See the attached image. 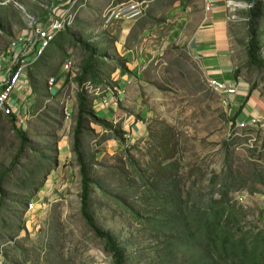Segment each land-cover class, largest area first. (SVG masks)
<instances>
[{
	"label": "rangeland",
	"instance_id": "obj_1",
	"mask_svg": "<svg viewBox=\"0 0 264 264\" xmlns=\"http://www.w3.org/2000/svg\"><path fill=\"white\" fill-rule=\"evenodd\" d=\"M58 1L0 0V91L13 66L11 42L21 35L30 40L37 26L28 9L36 8L35 17L46 16ZM113 2L108 9L122 5ZM227 2H232L239 75L264 96V61L252 62L247 51L253 38L264 60V0ZM149 12L144 10L143 24ZM162 45L142 79L138 106L145 115L136 107L132 120L142 122L143 137L132 141L119 122L111 133L88 118L81 138L85 164L95 182L90 211L97 226L123 246L128 264L160 263L149 234L119 205L122 200L136 209L141 206L135 168L147 171L151 181L154 176H169L171 171L163 168L177 162L176 183L191 196L192 204L200 205L210 194V185L222 182L215 177L231 166L228 181L235 185L231 196L239 202L243 225L264 228L258 219L264 214V127L238 124L237 115L209 88L201 63L187 45ZM54 53L25 71L26 91L18 93L26 99L18 109L14 106L13 115L17 120L25 109L27 115L20 119L24 122L14 124L0 116V264H114L104 242L83 219L82 177L74 154L79 95H85L92 114L107 98L86 90L83 83L89 80L68 86L59 95L55 84L49 85V76L62 65L58 48L48 56Z\"/></svg>",
	"mask_w": 264,
	"mask_h": 264
},
{
	"label": "crops",
	"instance_id": "obj_2",
	"mask_svg": "<svg viewBox=\"0 0 264 264\" xmlns=\"http://www.w3.org/2000/svg\"><path fill=\"white\" fill-rule=\"evenodd\" d=\"M113 1L116 4L125 2L59 0L42 17H35V7L28 9L37 23L36 27H42L64 15L74 2L76 5L78 3L75 24L60 33L34 64L35 67L40 66L47 57H54L56 53L48 56V52L58 48L62 65H59V70L50 75L49 79H56L54 89L59 95L68 86L75 87V84L80 83L82 70L95 58V74L99 75V82H93L92 77L87 75L85 80L89 81H85L83 85L90 82L94 87L104 89L106 83H110L117 92L102 94L101 96H106L111 101L110 105L102 104L94 108L93 113L108 125L119 122L122 130L128 131L131 140L136 141L145 132L141 121L132 122L134 114H138L136 107L142 117L145 115L138 106L142 101L141 84L145 67L162 49V44L181 43L187 45L192 55L201 63L207 80H219L237 89V94L229 98V108L237 115L238 124L257 120L264 127V96L245 77L239 75L235 28L230 22L232 10L227 0H138L149 3L150 12L145 20L146 25L139 19L116 21L107 27L104 25L103 15L115 4ZM68 61L73 66L70 71L65 72L63 67ZM80 70V74H77ZM25 85L26 81L19 90L26 91ZM19 90L13 95L17 109L26 99H21ZM26 115L24 109L20 117L17 116V121Z\"/></svg>",
	"mask_w": 264,
	"mask_h": 264
},
{
	"label": "trees",
	"instance_id": "obj_3",
	"mask_svg": "<svg viewBox=\"0 0 264 264\" xmlns=\"http://www.w3.org/2000/svg\"><path fill=\"white\" fill-rule=\"evenodd\" d=\"M257 14V12H256ZM255 14H251L254 19ZM248 46L247 51L254 63L263 58L258 54L257 44ZM97 60L93 58L82 70L80 83L87 75L98 83L99 75L95 74ZM88 101L84 94L79 95V113L74 133V154L77 156L82 177L81 213L86 225L94 235L105 244V250L114 264H128L127 253L111 234L102 231L96 224L90 211L92 192L95 182L90 178L88 166L82 152V136L88 118L94 120L106 130L112 125L89 113ZM16 124L14 116H8ZM22 137L24 134L21 132ZM25 138L22 140L24 141ZM227 160L230 153L227 152ZM163 170L171 171L169 176H154L148 181L147 171L135 168V189L140 195V208L129 206L122 200L119 205L131 218L149 234L154 242L159 264H264V228H247L238 208V201L231 196L235 185L228 180L232 177V168L226 174H219L215 180L222 179L220 184L213 183L208 197L201 198V204H192L191 196L186 195L175 177L179 174L177 162L168 163ZM224 176V177H222ZM104 191L101 190V193ZM255 192V191H253ZM259 221H264V214H259Z\"/></svg>",
	"mask_w": 264,
	"mask_h": 264
},
{
	"label": "built area",
	"instance_id": "obj_4",
	"mask_svg": "<svg viewBox=\"0 0 264 264\" xmlns=\"http://www.w3.org/2000/svg\"><path fill=\"white\" fill-rule=\"evenodd\" d=\"M231 2H228V4ZM149 8V3L145 1H131L128 4H122L117 9H108L103 15L104 25L109 27L116 21L139 20L144 16V10ZM78 16V8H76V2H74L61 17L53 19L49 24L42 27H35L33 30V38L28 39L25 36L16 37L10 44L9 54L13 58V66L10 69L8 79L4 82L0 91V116L5 117L13 116L14 100L13 95L26 81L27 74L25 73L32 65L36 63L45 53V51L52 45L56 37L72 27ZM231 20V18H230ZM72 62L68 61L64 65V71L68 72L72 69ZM56 82L55 78L49 79V85L52 86ZM209 88L219 95L224 107H230V97L237 94V89L228 85L225 82L209 79ZM86 90L92 92L95 97H100L104 93H115L117 90L110 83H106L104 89L94 87L90 82L84 85ZM110 100H103V105H110ZM23 123V120H19ZM117 122H114V127L117 126ZM259 122L252 120L250 123H242L240 126L245 128L246 126H257ZM114 129V128H113ZM114 133V130H109ZM124 135V134H123ZM125 138H129L124 135ZM34 209V205H29V211Z\"/></svg>",
	"mask_w": 264,
	"mask_h": 264
},
{
	"label": "bare ground",
	"instance_id": "obj_5",
	"mask_svg": "<svg viewBox=\"0 0 264 264\" xmlns=\"http://www.w3.org/2000/svg\"><path fill=\"white\" fill-rule=\"evenodd\" d=\"M231 4H232V2H231Z\"/></svg>",
	"mask_w": 264,
	"mask_h": 264
}]
</instances>
